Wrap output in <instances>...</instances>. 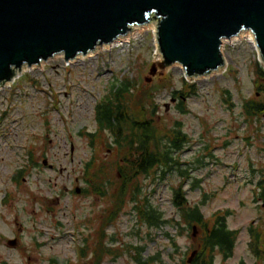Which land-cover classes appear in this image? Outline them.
I'll list each match as a JSON object with an SVG mask.
<instances>
[{"label":"rangeland","instance_id":"374dc122","mask_svg":"<svg viewBox=\"0 0 264 264\" xmlns=\"http://www.w3.org/2000/svg\"><path fill=\"white\" fill-rule=\"evenodd\" d=\"M154 29L152 23L137 27L129 38L78 56L70 65L61 55L41 62L42 70L24 67L0 90V264H92L100 223L112 203L109 194L82 193L87 186L83 168L95 155L108 166L117 158L105 132L89 135L97 129L94 106L126 76L142 85L169 76L175 89L184 87V79L195 84L196 93L184 98L187 111L180 113L170 89L157 92V125L180 121L188 142L173 154L178 163L137 177L139 193L127 197L104 228V241L114 253L103 254L101 264H138L137 256H158L152 264L187 263L200 241L198 226L179 232L170 223L149 225L140 213L178 219L172 194L179 183L208 226L216 213L228 210L226 225L238 230L232 255L223 258L215 251L213 264H256L248 229L264 219V200L256 196V183L264 178V114L250 122L240 107L244 98L264 97L254 82L255 44L247 36L223 42L225 67L208 75L188 81L182 67L173 64L146 82L159 56ZM107 174L114 180L113 192L119 179L112 168Z\"/></svg>","mask_w":264,"mask_h":264},{"label":"water","instance_id":"95a60500","mask_svg":"<svg viewBox=\"0 0 264 264\" xmlns=\"http://www.w3.org/2000/svg\"><path fill=\"white\" fill-rule=\"evenodd\" d=\"M150 21L159 56L146 82L173 64L188 81L218 71L225 67L222 40L244 30L253 33L264 68V0H0V90L24 67L42 70L41 62L61 55L70 65Z\"/></svg>","mask_w":264,"mask_h":264},{"label":"trees","instance_id":"16d2710c","mask_svg":"<svg viewBox=\"0 0 264 264\" xmlns=\"http://www.w3.org/2000/svg\"><path fill=\"white\" fill-rule=\"evenodd\" d=\"M254 76L256 90L264 94V68L258 61H254ZM169 78V76H161L150 85H142L135 77L126 76L123 79H116L110 85L108 92L94 106L97 129L96 133L89 135L101 137V133L105 132L106 139H110L109 145L116 150L117 158L108 166L104 160L95 155V158L85 162L83 168L82 177L87 186L82 188V193L94 192L101 197L109 194L112 203L100 223L99 237L92 252V264H101L103 254L114 253L104 241L106 238L104 228L115 220L126 198L134 199L139 193L137 177L146 176L159 168L168 169L172 164L178 163L173 154L188 142L180 121L176 120L173 125L166 127L158 126L154 118L157 107L156 94L159 90L170 89L171 96L177 100L176 107L180 113L187 111L184 98L196 93L194 83L183 79L184 87L175 89L169 83ZM186 86L189 89L185 92ZM223 92L226 97H230L227 89H223ZM240 107L247 120L250 122L257 120L264 114V97L244 98ZM111 168L115 170L116 178L119 179L113 192H110L109 188L114 185V180L107 176ZM256 184L264 197V178ZM172 203L178 211L176 220L164 221L160 218V213L155 211L140 212L141 216L146 217L149 225L160 226L163 223H170L178 226L179 232L181 229H189L192 225H197L201 230L202 245L197 248L192 264H211L215 251L223 258L232 255L238 230L227 227L225 219L229 214L228 210L223 214L216 213L212 225L208 226L200 207L188 203L181 183L173 188ZM248 231L249 249L255 257L256 264H264V219L255 226L250 225ZM170 240L177 247L175 241ZM133 248L137 249V247ZM83 250L81 249V256L84 254ZM135 259L138 264H152L159 261L158 256H151L146 260H141L137 256Z\"/></svg>","mask_w":264,"mask_h":264},{"label":"bare ground","instance_id":"6f19581e","mask_svg":"<svg viewBox=\"0 0 264 264\" xmlns=\"http://www.w3.org/2000/svg\"><path fill=\"white\" fill-rule=\"evenodd\" d=\"M150 23H152V22H150ZM150 23H148V24H150ZM145 25H147V24H145ZM145 25H143V26H145ZM240 36H249L251 39H252V41L254 42V39H253V36H252V34L249 32V31H246V32H243V31H241L237 36H234V37H232L231 38V41L233 40V39H236L237 37H240ZM248 37V38H249ZM255 44V43H254ZM96 51H98V48L95 50V51H93V52H96ZM93 52H89L88 54H87V56H89L91 53H93ZM80 57H82V56H80ZM84 58V57H83ZM177 65V64H176ZM219 70H222V68H220ZM218 70V71H219Z\"/></svg>","mask_w":264,"mask_h":264},{"label":"flooded vegetation","instance_id":"af4514ba","mask_svg":"<svg viewBox=\"0 0 264 264\" xmlns=\"http://www.w3.org/2000/svg\"><path fill=\"white\" fill-rule=\"evenodd\" d=\"M261 192V191H260ZM256 196H257V200L259 201V200H264V197H263V194L262 193H259V194H256ZM263 206H264V202H263ZM251 223H254V226H255V224L257 223V222H254V221H252ZM197 235H199V231L196 233ZM248 236L250 237V233H249V231H248ZM201 239V237L199 238V240ZM202 245V243H201V241H199V243L196 245V247L197 248H199L200 246ZM191 246V245H190ZM194 250V249H193ZM195 250H196V248H195ZM193 261V260H192ZM213 262H214V259L212 260V263L211 264H213ZM184 264H188V263H186V261L184 262ZM190 264H192V262L190 263Z\"/></svg>","mask_w":264,"mask_h":264}]
</instances>
